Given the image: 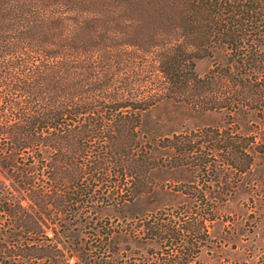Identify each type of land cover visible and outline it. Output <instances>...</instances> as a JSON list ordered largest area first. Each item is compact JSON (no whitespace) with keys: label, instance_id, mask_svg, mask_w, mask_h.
<instances>
[{"label":"trees","instance_id":"1","mask_svg":"<svg viewBox=\"0 0 264 264\" xmlns=\"http://www.w3.org/2000/svg\"><path fill=\"white\" fill-rule=\"evenodd\" d=\"M163 104L255 113L260 146L149 128ZM251 153L264 0H0V264H201L226 196L206 184ZM194 170L203 189L162 183Z\"/></svg>","mask_w":264,"mask_h":264},{"label":"rangeland","instance_id":"2","mask_svg":"<svg viewBox=\"0 0 264 264\" xmlns=\"http://www.w3.org/2000/svg\"><path fill=\"white\" fill-rule=\"evenodd\" d=\"M210 65L211 59H198L195 61V71L202 75ZM147 121L149 128L159 126L161 133L180 136L191 133L196 136V132L207 129L212 134L232 135L241 145L246 144L245 147L251 149L258 148L261 141L262 125L257 115L252 112L232 115L228 120V115L224 112L199 113L187 107L163 104L149 114ZM250 161L246 172L241 173L240 168L236 171L225 166L223 172L230 175L227 181L223 178L218 186L214 185V182L211 185L206 184L211 189L224 188L226 196L223 202L218 203V218L212 224H206L209 225V240L198 255L201 264H264V158L257 153H251ZM199 177V171L194 170L189 176L184 172L162 183H173L177 189L182 190L190 186L203 189L206 186L199 181ZM182 201L183 199H180V202ZM150 208L147 203H140L123 211L107 208L103 213L109 214L112 219L120 218L122 214L136 218L142 214V209ZM128 245L133 250L132 255H137V244L130 240Z\"/></svg>","mask_w":264,"mask_h":264}]
</instances>
